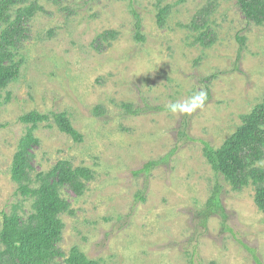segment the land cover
Wrapping results in <instances>:
<instances>
[{
    "label": "rangeland",
    "instance_id": "obj_1",
    "mask_svg": "<svg viewBox=\"0 0 264 264\" xmlns=\"http://www.w3.org/2000/svg\"><path fill=\"white\" fill-rule=\"evenodd\" d=\"M38 4L12 50L19 75L0 90V229L1 213H32L33 199L16 194L10 169L30 128L19 118L36 111L49 119L32 130L31 177L58 161L93 172L81 195L58 189L69 205L59 216L64 255L77 248L100 264H264L255 188L233 190L200 143L219 148L262 102L264 24L248 21L237 0ZM105 32L114 38L101 40ZM198 92L207 93L203 107L168 110ZM60 112L80 143L56 128L50 115ZM214 192L221 209L209 213Z\"/></svg>",
    "mask_w": 264,
    "mask_h": 264
},
{
    "label": "trees",
    "instance_id": "obj_2",
    "mask_svg": "<svg viewBox=\"0 0 264 264\" xmlns=\"http://www.w3.org/2000/svg\"><path fill=\"white\" fill-rule=\"evenodd\" d=\"M38 1L0 0V90L19 75V62H14L12 50L25 38L26 23L41 10ZM237 6L248 21L257 26L264 24V0H237ZM166 14L167 7L159 9V26H163ZM136 25L139 28V23ZM114 36V32H105L100 38L106 40ZM135 37L142 39L139 32ZM201 37L203 35L198 37L199 41ZM50 116L59 132L76 143L82 141L81 134L72 127L64 112ZM48 119L49 115L36 111L19 118V122L30 128L20 139L13 155L10 178L17 185L16 194L33 199L32 213L25 218L16 212L1 213L0 261L4 264H50L64 257L63 264H100L89 260L77 248L64 255L58 247L63 230L59 216L69 209L58 189L68 186L75 194L81 195L84 184L93 179V172L85 167L73 168L67 161H58L48 172L31 177L29 149L38 143L32 130ZM200 143L203 157L212 171L223 176L233 190L249 185L255 188L254 204L264 217V168L255 166L264 160V95L262 102L242 118V124L219 148H213L207 142ZM152 165L147 163L138 172H147ZM207 204L209 213L221 209L217 192L210 196Z\"/></svg>",
    "mask_w": 264,
    "mask_h": 264
},
{
    "label": "clouds",
    "instance_id": "obj_3",
    "mask_svg": "<svg viewBox=\"0 0 264 264\" xmlns=\"http://www.w3.org/2000/svg\"><path fill=\"white\" fill-rule=\"evenodd\" d=\"M207 100L206 92L194 93L192 96L188 97L183 101H174L167 105L168 110L173 113L190 114L195 110L203 107L205 101Z\"/></svg>",
    "mask_w": 264,
    "mask_h": 264
}]
</instances>
